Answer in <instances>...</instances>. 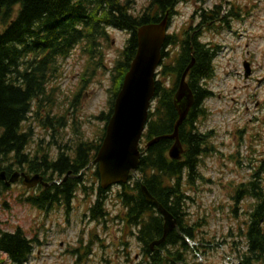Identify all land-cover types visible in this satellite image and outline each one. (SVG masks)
<instances>
[{"label": "trees", "instance_id": "trees-1", "mask_svg": "<svg viewBox=\"0 0 264 264\" xmlns=\"http://www.w3.org/2000/svg\"><path fill=\"white\" fill-rule=\"evenodd\" d=\"M186 1L150 0L144 11L137 14L129 0H0V173L5 170L11 175L19 169L29 174H41L46 181H63L52 188L41 187L34 197L28 198L29 202L43 209L56 202L69 208L79 188L90 193L91 187L86 184L88 169L97 157L115 100L136 56L138 31L144 25L159 23L166 17L171 23L178 13V6ZM199 12L197 27L167 36L163 61L157 73L154 105L143 137V144H147L157 137L174 133L179 119L175 96L185 71L194 62L187 78L194 95V106L179 131L183 157L181 160L170 158L169 151L175 142L172 140H163L143 149L137 175L132 176L130 183L123 185L116 195L123 206V219L152 264L184 261L182 250L190 247L189 239L196 241L197 228L184 222L188 201L192 200L188 190L197 186L199 180L206 181L200 166L204 158L217 153L212 142L213 132H203L200 127L206 119L205 102L213 96L208 81L215 75V52L202 41L201 29H211L221 21L222 8L217 6ZM110 28L126 31L130 37L112 68L108 69L111 81L109 110L97 116L106 124L101 136L96 141L79 139L72 151L68 145L55 144L56 159L48 149L53 145L51 142L46 148L42 141L32 154L28 151L35 136L31 119H38L55 133L67 125L65 116L40 115L44 107L52 106L50 99L54 88L50 85L60 73L61 62L69 59L78 48L86 53L88 59L82 82L87 84L97 70H107L103 46L109 44ZM81 94L82 91L79 98ZM56 120L58 125L54 123ZM96 175L99 176L98 170ZM142 185L178 219L182 231V234L174 231L169 235L161 246L168 248L159 256H152L149 247L163 236L164 220L155 206L146 200ZM6 190L0 180V201ZM107 199V192L100 188L90 209L92 221L102 222L109 216L105 207ZM232 199L236 202L235 213L241 202L252 201L246 213L247 232L242 233L246 240L242 262L264 264V154L252 178L235 186ZM35 243L36 239H29L20 229L6 232L0 227V252H7L15 261L26 259ZM173 247L180 249L175 253Z\"/></svg>", "mask_w": 264, "mask_h": 264}, {"label": "rangeland", "instance_id": "rangeland-1", "mask_svg": "<svg viewBox=\"0 0 264 264\" xmlns=\"http://www.w3.org/2000/svg\"><path fill=\"white\" fill-rule=\"evenodd\" d=\"M129 1L137 14L150 2ZM216 6L223 7L222 17L231 9L239 16L228 19L225 24L217 22L211 29H201L202 41L210 44L215 52V75L208 82L213 96L205 102L207 114L200 127L204 132H213L212 142L217 153L204 158L201 164L200 172L206 181L199 180L197 186L188 190L192 200L188 202L184 222L197 228V239L189 243L190 251L180 264L242 262V253L246 251L242 233L247 232L246 213L252 201L241 202L235 213L236 202L232 196L235 186L248 182L259 169L264 154V0H187L178 6L169 32L180 33L198 25L199 11ZM109 33V44L103 46L107 70H97L87 84L82 82L86 53L78 48L61 62L60 73L50 85L54 88L52 106L44 107L40 115L65 116L67 126L55 133L38 119H31L35 136L28 151L32 154L42 141L46 148L51 142L53 145L48 149L56 159L55 144L68 145L72 151L79 139L96 141L101 136L106 124L97 116L109 110L108 69L130 37L128 32L119 29L111 28ZM246 62L251 63L253 70L250 77H246ZM96 172V168L90 169L86 182L95 189L94 195L101 184ZM118 190L115 187L109 195L107 220L92 222L87 215L95 198L85 195L82 189L69 208L57 204L42 210L27 200L34 190L27 191L19 181L1 198L0 227L6 232L20 229L29 239H36L30 264H150L142 256L138 239L118 218L124 216L123 206L116 198ZM78 248L79 256L69 253ZM4 257L0 264H14Z\"/></svg>", "mask_w": 264, "mask_h": 264}, {"label": "water", "instance_id": "water-1", "mask_svg": "<svg viewBox=\"0 0 264 264\" xmlns=\"http://www.w3.org/2000/svg\"><path fill=\"white\" fill-rule=\"evenodd\" d=\"M168 29L169 18L167 17L160 23L145 25L138 31V51L126 74L122 90L116 100L114 114L107 127L105 140L95 160V163L99 164L101 184L105 190L114 185L126 184L140 166L142 158L140 145L156 94V74L162 63V49L167 39ZM193 65L194 62L185 71L175 96L179 119L174 133L157 137L147 145V148H150L163 140L175 141L170 151V157L173 160L182 158L184 149L179 131L194 106V95L186 81ZM245 69L246 77H249L251 74L249 64L245 65ZM20 177L25 179L24 182L28 188L37 186L39 183L48 186L39 174L31 177L19 172L11 176L7 186L10 187L16 183ZM0 179H7L5 171L1 173ZM142 191L148 202L154 203L165 219L163 238L154 244L159 246L165 243L172 231L175 229L180 231L178 220L155 199L145 186Z\"/></svg>", "mask_w": 264, "mask_h": 264}, {"label": "flooded vegetation", "instance_id": "flooded-vegetation-1", "mask_svg": "<svg viewBox=\"0 0 264 264\" xmlns=\"http://www.w3.org/2000/svg\"><path fill=\"white\" fill-rule=\"evenodd\" d=\"M224 18L225 19H227V17L226 16H224ZM234 18V13L232 12L231 13V16L229 17V20H231V19H233ZM228 20V19H227ZM251 64V63H250ZM252 69V68H251ZM252 73H253V70H252ZM50 183L52 184L49 188H52L53 186H54V183H52V181H50ZM150 248V251L152 252V256L154 255V254H157V256H159V255H161V254H165V252H166V249L168 248V247H149ZM69 253H72V254H77L78 256H79V253H80V250H79V248L78 249H71V250H69ZM142 256H145V258H149L150 259V257H148L147 256V253H146V251H145V249H143L142 248ZM173 256V253L171 254V257ZM1 258V257H0ZM31 259H32V256H31V258H28V260L25 262V263H23V264H30L31 263Z\"/></svg>", "mask_w": 264, "mask_h": 264}]
</instances>
